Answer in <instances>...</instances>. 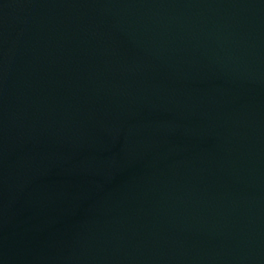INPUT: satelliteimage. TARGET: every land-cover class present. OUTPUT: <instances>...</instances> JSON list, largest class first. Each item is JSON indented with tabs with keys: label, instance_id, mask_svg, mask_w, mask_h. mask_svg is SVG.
Masks as SVG:
<instances>
[{
	"label": "water",
	"instance_id": "95a60500",
	"mask_svg": "<svg viewBox=\"0 0 264 264\" xmlns=\"http://www.w3.org/2000/svg\"><path fill=\"white\" fill-rule=\"evenodd\" d=\"M0 264H264V0H8Z\"/></svg>",
	"mask_w": 264,
	"mask_h": 264
}]
</instances>
